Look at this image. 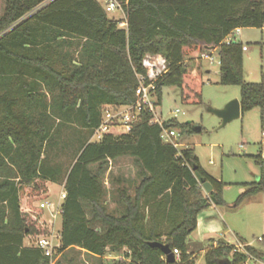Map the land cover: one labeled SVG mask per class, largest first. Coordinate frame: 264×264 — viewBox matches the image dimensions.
I'll list each match as a JSON object with an SVG mask.
<instances>
[{
	"label": "trees",
	"instance_id": "obj_1",
	"mask_svg": "<svg viewBox=\"0 0 264 264\" xmlns=\"http://www.w3.org/2000/svg\"><path fill=\"white\" fill-rule=\"evenodd\" d=\"M116 1L123 19L110 16L102 0H4L0 264H49L39 248L24 245L25 238L50 232L38 205L48 196V181L63 184L65 192L58 252L76 249L98 257L123 252L129 261L116 264H194L187 237L203 210L225 204L226 183L201 167L191 147L163 142L161 126L149 122L147 111L128 132L111 129L91 140L102 105L135 102V73L142 71L146 53H160L169 65L157 83L158 104L164 86L176 87L182 102L200 104L201 71L192 73L184 61L214 46L219 83L238 85L241 114L258 107L264 128V72L259 82L246 81L242 43L224 42L237 27H263L264 0ZM163 126L179 124L173 118ZM61 147L68 162L50 153ZM123 156L132 158L137 181L129 180L127 188L116 180V214L106 208L104 179L109 161ZM257 157L263 165L264 158ZM200 180L212 185L209 193ZM245 186L236 205L264 192V172ZM153 241L177 249L179 259L166 262L161 249L149 244ZM233 249L223 239L210 243L204 262L223 264L229 257L230 264H243L246 255ZM247 250L264 259L261 250Z\"/></svg>",
	"mask_w": 264,
	"mask_h": 264
},
{
	"label": "rangeland",
	"instance_id": "obj_2",
	"mask_svg": "<svg viewBox=\"0 0 264 264\" xmlns=\"http://www.w3.org/2000/svg\"><path fill=\"white\" fill-rule=\"evenodd\" d=\"M3 7L4 0H0V15ZM110 16L123 19L124 14L121 9H118L110 13ZM119 27L124 26L119 25ZM235 39L247 47V50L243 51L244 79L248 82H259L261 72H264V25L261 28H240V33ZM211 56L214 59L212 63L200 59L199 53L196 52L187 55L184 61L192 73L197 74L199 70L201 71V103L182 102L176 87L164 86L161 89L160 103L157 106L156 114L162 120L174 118L179 124L175 127L180 134L178 149L191 147L201 167L210 175L226 183L222 191L225 204L217 206V211L222 213L219 214V221L225 223L223 225L222 222L225 238L233 244L237 241H245L252 247L260 249L264 254V192L236 205L237 198L247 188L245 184L256 180L264 172V161L263 165H260V158L257 157L261 154L264 157V136L262 135L264 128L261 126L260 109L255 107L245 111L239 118L221 126V119L209 108H222L234 98L239 100L240 88L238 85L219 83L217 50H214ZM176 109L179 112L174 114ZM65 134L67 135L66 131ZM91 140L96 141V138L91 137ZM50 153L55 154V160L68 162L65 149L62 147ZM120 158V165L116 170L112 168L111 173L113 177L115 175L120 177V187L129 188V180H133L134 183L137 181V168L131 157ZM107 172L104 179V186L107 190L104 197L107 203L106 208L109 212L118 214L119 207L112 205L109 208L108 191L110 189ZM48 186L49 192L46 201L51 202L53 206L58 205L62 202L60 193L63 192V188L59 183L51 181ZM130 192H133V188H130ZM204 193L206 194L205 191ZM213 209L207 208V210ZM52 210L53 207L43 210L44 218L45 224L56 235L60 233L61 215H57V219L50 216L49 213ZM56 223L59 229H57ZM259 237H262L263 240H258ZM208 241L206 239L204 243L207 244ZM24 245L32 246V238H25ZM54 256L60 264H116V261L126 263L129 261L124 258L123 252L119 254L107 253L98 257L80 250L69 249L63 253L56 251ZM194 264H205L203 253L200 252L194 257Z\"/></svg>",
	"mask_w": 264,
	"mask_h": 264
},
{
	"label": "built area",
	"instance_id": "obj_3",
	"mask_svg": "<svg viewBox=\"0 0 264 264\" xmlns=\"http://www.w3.org/2000/svg\"><path fill=\"white\" fill-rule=\"evenodd\" d=\"M105 4L107 12H113L120 9V4L116 0H102ZM119 25L125 27V22L120 21ZM240 33V28L233 29L224 39L226 44L237 41L235 38ZM246 46H242V50H246ZM213 50H206L199 52V58L208 60L210 63L214 62L212 55ZM219 63V58H218ZM142 71L136 72L137 86L135 88V102L129 105H122L114 107L112 105H102L101 107V122L97 128H95L92 135L96 138V141L101 140L103 135L113 129L115 132L124 131L128 132L131 129L132 123L137 119L142 111L150 113V123H157L161 126L162 131L160 134L161 140L165 143L173 145L176 149L179 148V136L180 134L175 128H166L163 126L165 120L160 119L157 114L158 98L156 93V87L158 81L169 70L168 61L160 53H146L141 60ZM176 109L174 114L178 113ZM264 136V130L262 131ZM262 157V154H261ZM264 158V157H262ZM65 192L60 193V199L63 200ZM39 207L46 210L47 207H53V210L49 213L50 216L57 219V215H61V204L54 205L51 202L41 200L38 203ZM54 211V213H52ZM54 219V220H56ZM55 222V221H54ZM34 247L41 250L44 256L48 257L49 264H55L57 258L54 256L55 252L60 246V233L56 235L54 232H49L46 235L31 237ZM258 240H263L259 237ZM56 242V243H55ZM233 245V244H232ZM233 251H238L246 255V259L243 264H264V259H260L252 255L247 247H252L247 242H239L233 245ZM176 260L179 259V252L177 249L173 251Z\"/></svg>",
	"mask_w": 264,
	"mask_h": 264
},
{
	"label": "crops",
	"instance_id": "obj_4",
	"mask_svg": "<svg viewBox=\"0 0 264 264\" xmlns=\"http://www.w3.org/2000/svg\"><path fill=\"white\" fill-rule=\"evenodd\" d=\"M240 42V41H239ZM245 46V45H243ZM247 50V49H246ZM245 51V50H244ZM120 159L121 158H116L114 160H110L109 161V167H108V179H109V191H108V201H109V208L113 205H116L117 208L120 206L117 203V196H116V188L118 186L116 180L120 177H116V175L113 177L112 173H111V169L112 168H116L120 165ZM208 173V172H207ZM212 176V175H211ZM214 177V176H212ZM217 180H220L217 177H214ZM49 181L47 182V186H48ZM58 184V183H57ZM61 187L63 188V184H60ZM49 188V186H48ZM64 191V188H63ZM63 202V200H62ZM59 203V204H62ZM107 203L105 202V205ZM210 208H214L213 210H203L197 217V224H196V228L194 231H192L189 236L187 237V243L189 244V251L193 252V257L197 256L198 253H203L205 252L206 247L210 244V243H215L217 240L219 239H223L226 242H228L229 244H233L232 242H230L228 239L225 238V234L222 230V222L219 221V214L220 211H217V206L212 204L211 206H209ZM57 225V229H59L58 224ZM223 225H225V223L223 222ZM61 230V227H60ZM208 239V243L205 244V240ZM239 242H245V241H237L236 243ZM234 243V244H236ZM233 244V245H234ZM255 247V246H253ZM257 248V247H255ZM260 250V249H259ZM85 252V251H83Z\"/></svg>",
	"mask_w": 264,
	"mask_h": 264
},
{
	"label": "water",
	"instance_id": "obj_5",
	"mask_svg": "<svg viewBox=\"0 0 264 264\" xmlns=\"http://www.w3.org/2000/svg\"><path fill=\"white\" fill-rule=\"evenodd\" d=\"M206 50H213L214 46H204ZM209 110L216 114L221 119V126H225L228 122L237 119L241 115L240 102L238 99H232L228 101L222 108H209ZM199 130V128H197ZM202 188L206 193L212 190V185L208 181L200 180ZM151 246L158 247L161 249L165 256V261L170 263L175 261V257L171 249L167 244L153 241L149 242ZM223 264H230V258L224 257L222 260Z\"/></svg>",
	"mask_w": 264,
	"mask_h": 264
}]
</instances>
